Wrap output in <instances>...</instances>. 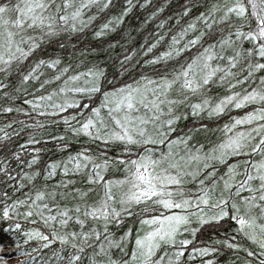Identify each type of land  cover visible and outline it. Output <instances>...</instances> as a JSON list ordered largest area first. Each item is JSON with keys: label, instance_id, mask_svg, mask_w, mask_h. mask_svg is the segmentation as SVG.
<instances>
[{"label": "snow or ice", "instance_id": "snow-or-ice-1", "mask_svg": "<svg viewBox=\"0 0 264 264\" xmlns=\"http://www.w3.org/2000/svg\"><path fill=\"white\" fill-rule=\"evenodd\" d=\"M0 264H264V0H0Z\"/></svg>", "mask_w": 264, "mask_h": 264}, {"label": "trees", "instance_id": "trees-1", "mask_svg": "<svg viewBox=\"0 0 264 264\" xmlns=\"http://www.w3.org/2000/svg\"><path fill=\"white\" fill-rule=\"evenodd\" d=\"M133 22H135V21L133 20Z\"/></svg>", "mask_w": 264, "mask_h": 264}]
</instances>
